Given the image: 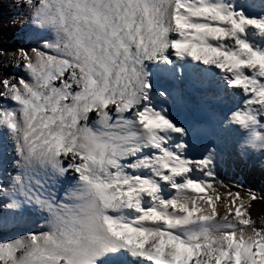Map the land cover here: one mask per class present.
<instances>
[{"label":"snow or ice","instance_id":"6c2138e0","mask_svg":"<svg viewBox=\"0 0 264 264\" xmlns=\"http://www.w3.org/2000/svg\"><path fill=\"white\" fill-rule=\"evenodd\" d=\"M256 203L264 0H0V264H264Z\"/></svg>","mask_w":264,"mask_h":264},{"label":"trees","instance_id":"16d2710c","mask_svg":"<svg viewBox=\"0 0 264 264\" xmlns=\"http://www.w3.org/2000/svg\"><path fill=\"white\" fill-rule=\"evenodd\" d=\"M253 214L254 215L264 214V203H256L253 206Z\"/></svg>","mask_w":264,"mask_h":264},{"label":"rangeland","instance_id":"374dc122","mask_svg":"<svg viewBox=\"0 0 264 264\" xmlns=\"http://www.w3.org/2000/svg\"><path fill=\"white\" fill-rule=\"evenodd\" d=\"M5 10L7 11L8 10V6L5 5ZM230 174V173H229ZM221 175H225L224 173H221ZM258 183V182H257Z\"/></svg>","mask_w":264,"mask_h":264}]
</instances>
